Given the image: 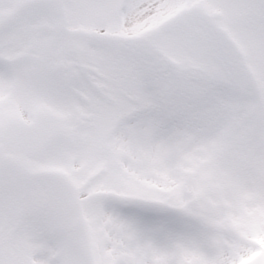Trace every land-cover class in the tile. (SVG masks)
Listing matches in <instances>:
<instances>
[{
	"label": "snow or ice",
	"instance_id": "6c2138e0",
	"mask_svg": "<svg viewBox=\"0 0 264 264\" xmlns=\"http://www.w3.org/2000/svg\"><path fill=\"white\" fill-rule=\"evenodd\" d=\"M0 264H264V0H0Z\"/></svg>",
	"mask_w": 264,
	"mask_h": 264
}]
</instances>
